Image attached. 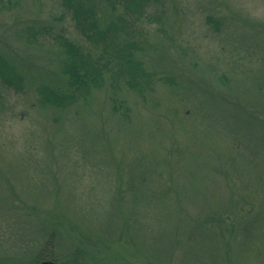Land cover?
Listing matches in <instances>:
<instances>
[{"label": "rangeland", "instance_id": "374dc122", "mask_svg": "<svg viewBox=\"0 0 264 264\" xmlns=\"http://www.w3.org/2000/svg\"><path fill=\"white\" fill-rule=\"evenodd\" d=\"M60 9L0 0L20 80H0V264H264V0H153L134 23L151 85L114 89L104 71L62 109L38 92L58 48L25 37L87 45Z\"/></svg>", "mask_w": 264, "mask_h": 264}, {"label": "trees", "instance_id": "16d2710c", "mask_svg": "<svg viewBox=\"0 0 264 264\" xmlns=\"http://www.w3.org/2000/svg\"><path fill=\"white\" fill-rule=\"evenodd\" d=\"M10 1L12 0H8ZM152 1L58 0L61 6L59 18L66 19L69 16L75 29L88 44L84 45V42L70 38L62 28L60 32L52 33L50 28L34 25L29 27L28 35L25 36L28 43L50 42L51 47L58 48L56 70L45 73L46 83L42 82L38 87L41 101L44 104L61 106V109L66 108L69 102H75L77 96H86L91 88L104 87V71L111 73L110 85H114V89L117 85L139 93L144 87L150 86L153 72H148L144 61L138 60L135 56V48L137 52L144 48L141 45L143 41L136 36L134 23L138 21V17L141 18L140 15ZM219 13L206 16L207 22L216 31L225 23V19L221 18ZM126 15H129V20L124 19ZM15 73L14 67L11 68L6 59L0 57V80L9 87L18 89L20 80ZM41 81H44L43 77ZM148 105L154 107L152 101ZM121 106L122 104H113L112 108L118 111ZM122 114L121 118L128 116L127 108L126 113ZM197 117L199 118L194 121L198 124L201 115ZM197 134L198 131L196 136ZM201 154L202 152L198 150L195 156ZM212 160L210 159L211 163ZM226 165H229V162ZM218 167L221 166L218 164L217 170ZM144 175L146 176L145 170ZM141 182L143 184V181ZM250 237L249 247L253 248L252 234ZM109 241L110 239L106 238L105 242Z\"/></svg>", "mask_w": 264, "mask_h": 264}, {"label": "water", "instance_id": "95a60500", "mask_svg": "<svg viewBox=\"0 0 264 264\" xmlns=\"http://www.w3.org/2000/svg\"><path fill=\"white\" fill-rule=\"evenodd\" d=\"M42 264H54L52 261H44Z\"/></svg>", "mask_w": 264, "mask_h": 264}]
</instances>
